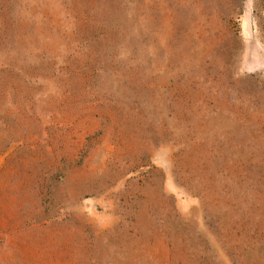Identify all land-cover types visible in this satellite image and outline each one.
<instances>
[{
	"label": "rangeland",
	"instance_id": "1",
	"mask_svg": "<svg viewBox=\"0 0 264 264\" xmlns=\"http://www.w3.org/2000/svg\"><path fill=\"white\" fill-rule=\"evenodd\" d=\"M0 264H264V0H0Z\"/></svg>",
	"mask_w": 264,
	"mask_h": 264
}]
</instances>
